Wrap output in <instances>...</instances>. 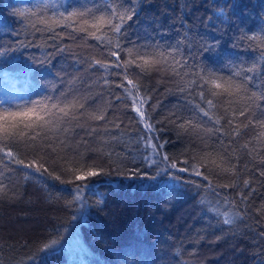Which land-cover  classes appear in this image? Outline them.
<instances>
[{
  "label": "trees",
  "instance_id": "1",
  "mask_svg": "<svg viewBox=\"0 0 264 264\" xmlns=\"http://www.w3.org/2000/svg\"><path fill=\"white\" fill-rule=\"evenodd\" d=\"M129 4L119 36L79 30ZM160 53L166 64L144 65ZM32 109L34 126L9 143L47 172L0 152V264H264V0H0V117ZM149 137L169 161L145 149ZM77 169L99 174L75 180Z\"/></svg>",
  "mask_w": 264,
  "mask_h": 264
},
{
  "label": "snow or ice",
  "instance_id": "2",
  "mask_svg": "<svg viewBox=\"0 0 264 264\" xmlns=\"http://www.w3.org/2000/svg\"><path fill=\"white\" fill-rule=\"evenodd\" d=\"M127 7L129 8V11L124 12V11H117L114 8H110L106 6L105 11L108 14V17L110 18H106L104 15H100L98 17L94 18L93 22H89L87 19L84 20V23L82 25H80L79 30L80 31H87V28L90 27L92 29H95V32L90 33V35H92L95 39L100 40L102 37L96 35V32L101 31V29H103L105 26H107L108 31L116 34L117 36H119V34H121V29L123 27V24L125 22V20H130L132 18V15L134 14V9L131 7V5H127ZM99 11V10H98ZM77 15L84 17L86 15H89L88 13H72L69 16V19H72L73 17H76ZM115 21V22H114ZM46 23L47 22H43ZM50 26V25H49ZM109 43H111V40H109ZM116 47L119 48V41L117 40L116 42ZM129 56L132 55V51H129ZM112 56H115L117 58V63L114 65H111L112 67H121V65L119 64V56L118 53L113 51L111 53ZM137 55H139L137 53ZM168 62L167 56L164 53H160V54H155V58L154 59H145L144 60V65H155V64H166ZM96 64H99L101 68L105 69L106 71L108 70V68L110 67L108 64H103L100 61H95ZM128 63H132V60H129ZM175 64H180V61H176ZM173 67V71L175 73V65L172 66ZM254 69H248V71H253ZM237 75H239V73H237ZM124 78L127 79V74L125 72ZM201 79H203V77H201ZM221 78H212L209 77V79L207 81H205V83H211L212 86L216 89H222L223 93H226L229 96H237L240 98H243L245 96H248L243 83H237L235 81L232 80H228V81H224V83H220L218 82ZM128 84H133L132 80H128L127 81ZM118 87H123V85H118ZM134 87H136L134 85ZM129 93V95H132V89H126ZM138 91V88L136 89ZM201 95H203L201 93ZM254 95V94H253ZM252 96H248V99H252ZM117 99H119V97H117ZM138 98L137 97H133V103H137ZM146 103V98H142L139 99V106L136 107V112L139 114L141 121L144 123L145 128L147 130V132H152L154 131V126L149 123L150 117L148 119H144L145 117V112L143 111V105ZM207 103L209 104V106H214L212 104V101L209 100L207 101ZM47 105H44V108H47ZM73 107H75V105H73ZM82 107V105H81ZM58 108V113H54L53 110ZM250 108L249 106H246V108L241 109L240 110V115L244 116L246 115L248 109ZM59 113H63L64 116H68L69 112L67 110V108H60L58 107V105H52V108L48 110L47 115L48 116H54L56 115L57 118H59ZM35 114V109L29 110V111H23V112H7L5 111L3 116L0 117V119H3V121L5 122V126L3 128V132H4V136H3V143L2 145H0V152L3 153L4 158H6L10 163H14L17 165H20L24 168H29V169H34L35 172L40 173L41 176H43L44 172H47V169H44L43 172L41 171L42 169V165L40 166H35V161L31 162V163H25V161L21 158H19V155H14L12 148L10 147V143L15 144L17 142V138L22 137L25 135L24 132H14L11 129H15L17 127H20L21 125H23L24 128H32L34 125L33 124H25L24 121L27 119H30L33 115ZM204 115L207 116L208 113L204 112ZM95 119H103L104 117L101 116H96L94 117ZM36 120L37 121H45V118L43 115H39L36 114ZM218 122V121H217ZM49 123H53V121H45L44 124L40 125L41 127H45L47 124ZM249 123H251V121H249ZM262 128H264V123H262L260 125ZM181 127H185V125H181ZM244 127H248V124H245ZM239 131H235V135H239ZM36 135H39V133H35L33 136H30L29 139H35ZM261 136H264V132L260 133ZM145 149H151L152 154L153 155H159L161 156L163 161H169V157L167 155L162 154L159 151V148L162 147V145H157L155 143L152 142V138L149 137L144 144ZM244 147H247V145H244ZM146 159H148L149 161H151L152 163H155L156 161H152L151 156H146ZM170 167L174 168L176 167V165L170 164ZM163 171H167L168 169H162ZM179 171L183 172V171H187V169L184 168H180ZM224 171H230V169H224ZM99 173H97L95 170H82V169H77L74 173V179L75 180H86L88 177H92L95 175H98ZM193 174L196 176H200L201 172L198 170V168L193 169ZM56 179H60L59 177H56ZM205 180L208 179L207 176L204 177ZM69 183H71L72 181H68ZM245 186H247L248 182L244 181ZM90 188V185L88 184H81V185H77L76 186V199L77 200H82L83 196L82 193L85 191V189ZM0 192H3V189L0 188ZM224 223L225 224H230L232 223V220L229 218H225L224 219ZM56 241H52V244H55ZM50 247V245H45L44 246V250H48V248Z\"/></svg>",
  "mask_w": 264,
  "mask_h": 264
},
{
  "label": "bare ground",
  "instance_id": "3",
  "mask_svg": "<svg viewBox=\"0 0 264 264\" xmlns=\"http://www.w3.org/2000/svg\"><path fill=\"white\" fill-rule=\"evenodd\" d=\"M56 101H58V99H56V100H54V102H56ZM60 101V100H59ZM53 102V103H54ZM52 103V102H51ZM51 103H46V105L48 106L47 108H46V113H47V111L51 108ZM52 103V104H53ZM40 112H42L41 110H40ZM46 115V114H45Z\"/></svg>",
  "mask_w": 264,
  "mask_h": 264
}]
</instances>
